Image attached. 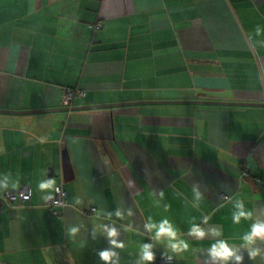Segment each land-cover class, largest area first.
<instances>
[{
    "label": "crops",
    "instance_id": "obj_1",
    "mask_svg": "<svg viewBox=\"0 0 264 264\" xmlns=\"http://www.w3.org/2000/svg\"><path fill=\"white\" fill-rule=\"evenodd\" d=\"M261 40L264 0H0V110L55 109L0 112V174L31 192L23 205L0 192V264H105L109 248L107 264H138L142 243L150 264H221L207 249L223 238L239 264H264V241L254 258L239 245L264 221ZM62 87L84 96L64 107ZM47 178L65 191L58 216L37 187ZM236 198L251 221L232 224ZM149 216L172 220L189 250L154 241ZM193 217L202 239L188 234ZM97 225L115 227L124 247Z\"/></svg>",
    "mask_w": 264,
    "mask_h": 264
},
{
    "label": "clouds",
    "instance_id": "obj_2",
    "mask_svg": "<svg viewBox=\"0 0 264 264\" xmlns=\"http://www.w3.org/2000/svg\"><path fill=\"white\" fill-rule=\"evenodd\" d=\"M262 32L261 27L258 25L255 28V33L259 36ZM256 43L264 46V40L257 41ZM18 178L10 180V174H0V192H6L9 189H16L18 186ZM38 189L41 190L44 195L42 199L48 200L52 198L53 192L59 191V188L55 185V182L50 179H42L39 181L37 185ZM200 194L195 193V201L192 205L193 208L199 207ZM79 203V200L76 201ZM157 205L159 202H156ZM165 209H167L168 205H164ZM130 214V213H129ZM111 215H115L116 217H121L122 213L119 209L115 210ZM99 216V212L97 213ZM253 217V212L246 206L244 200L240 198H236L232 202L231 206V221L233 225L241 224V221H251ZM195 217L192 218V222L190 223V227L188 229V234L195 236L197 238H204L206 235L205 229L202 226H198ZM203 224H208L207 217L203 218ZM97 228L100 231H106L107 237L109 238V243L117 248H123L124 244L118 242L115 237L118 236V231L115 227H107L104 225H97ZM146 230L152 234L154 241L162 243L165 245V248L170 253L180 254L185 251H188L190 246L188 241L180 235L179 229L176 225L170 220L167 216L161 218L160 220H154L151 216L147 218V222L145 224ZM79 231V225H69L67 227V232L70 236H75ZM213 236H220L221 229L220 228H210L208 230ZM264 241V221H256L250 223L249 229L244 231L239 236V245L248 250V255L250 258L256 257L260 254L261 249L259 247H255L257 241ZM231 245H236L234 242H230L228 239H218L214 243L210 245L207 249L210 258L213 261L219 260L221 264H226L227 261L233 259L239 264L242 261V255L237 254V249L235 247H231ZM153 247L152 244L142 243L139 248V261L138 264H150L154 260V253L151 250ZM99 258L107 264V262L111 261L114 256L117 254L111 249H103L100 250ZM167 259L171 260L172 256L168 255ZM115 264V262H113Z\"/></svg>",
    "mask_w": 264,
    "mask_h": 264
},
{
    "label": "built area",
    "instance_id": "obj_3",
    "mask_svg": "<svg viewBox=\"0 0 264 264\" xmlns=\"http://www.w3.org/2000/svg\"><path fill=\"white\" fill-rule=\"evenodd\" d=\"M83 96L84 92L81 89L62 87L60 90V103L64 107H70L75 98H82ZM56 186L59 188V191L53 192L52 198L48 199L46 202V207L53 216H58L59 208L67 205L65 191L61 185ZM30 195V189L22 186L15 190L6 191L3 198L8 202L23 205L30 198ZM92 211H94V209H92ZM169 262H171V260L167 259V257H158L155 259L154 264H167Z\"/></svg>",
    "mask_w": 264,
    "mask_h": 264
},
{
    "label": "water",
    "instance_id": "obj_4",
    "mask_svg": "<svg viewBox=\"0 0 264 264\" xmlns=\"http://www.w3.org/2000/svg\"><path fill=\"white\" fill-rule=\"evenodd\" d=\"M198 103H214V102H198ZM84 107H97V106H84ZM62 109H68V108H62ZM43 111H55V109L52 110H33V111H26V112H13V111H2L0 110V112H5V113H34V112H43ZM62 170H63V180L64 181H68L69 176L68 174L71 173V166H70V162H69V157L67 154L66 150L62 151ZM50 175V174H49Z\"/></svg>",
    "mask_w": 264,
    "mask_h": 264
}]
</instances>
